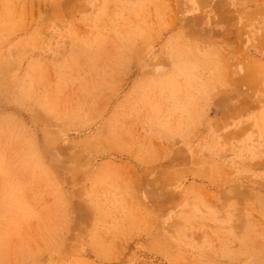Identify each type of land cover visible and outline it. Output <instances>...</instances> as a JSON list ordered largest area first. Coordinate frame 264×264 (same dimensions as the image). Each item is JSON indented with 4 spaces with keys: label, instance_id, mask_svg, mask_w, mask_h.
<instances>
[{
    "label": "rangeland",
    "instance_id": "rangeland-1",
    "mask_svg": "<svg viewBox=\"0 0 264 264\" xmlns=\"http://www.w3.org/2000/svg\"><path fill=\"white\" fill-rule=\"evenodd\" d=\"M0 264H264V0H0Z\"/></svg>",
    "mask_w": 264,
    "mask_h": 264
}]
</instances>
